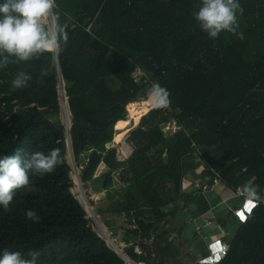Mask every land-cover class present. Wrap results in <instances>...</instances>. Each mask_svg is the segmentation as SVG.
<instances>
[{
    "label": "trees",
    "instance_id": "1",
    "mask_svg": "<svg viewBox=\"0 0 264 264\" xmlns=\"http://www.w3.org/2000/svg\"><path fill=\"white\" fill-rule=\"evenodd\" d=\"M56 3L62 18L66 12L73 23L55 64L46 55L0 68V157L21 148L25 154L59 148L63 163L43 178L31 177L10 211L0 206V253L35 250L41 253L38 264H181L169 238L176 231L188 241L185 222L181 213L176 219L167 212L179 198L184 202L180 212L187 208L196 214L218 205L220 198L209 203L205 195L217 183L224 193H235L234 210L244 204L237 194L245 183L258 186L264 196V0H239L243 15L237 34L222 32L217 39H210L193 17L200 0ZM45 67L49 74L41 82ZM21 70L32 80L14 89L11 81ZM154 82L170 92V107L150 111L147 101L141 103L149 106L145 114L150 112L124 139L131 125L124 120L128 106L145 99ZM60 83L69 105H64L68 127L71 113L76 161L89 146L115 138L132 148L127 158L122 145L103 157L95 152L80 172L85 191L98 185V192L112 195L117 186L123 188L121 200L105 213L104 226L112 238L125 231L122 250L110 238L106 242L128 263L106 246L72 193ZM204 165L199 179L205 185L182 191L187 175L198 179L195 170ZM28 210L40 216L39 223L26 219ZM229 211L219 213L216 224L226 228ZM197 245L190 247L189 264H199L195 257L201 253L211 255L207 241ZM230 245L219 264H264V203L240 223ZM209 254L201 255L202 262L210 264Z\"/></svg>",
    "mask_w": 264,
    "mask_h": 264
},
{
    "label": "clouds",
    "instance_id": "2",
    "mask_svg": "<svg viewBox=\"0 0 264 264\" xmlns=\"http://www.w3.org/2000/svg\"><path fill=\"white\" fill-rule=\"evenodd\" d=\"M242 15L243 8L239 0H200L199 10L193 12L200 29L210 39H217L222 32L236 35ZM72 23L68 13H63L62 18L56 0H0V68L40 60L46 55L55 64L67 45L68 29ZM48 74L47 67L41 69V82ZM31 80L32 76L21 70L13 77L11 86L23 89L29 86ZM170 95L166 88L154 82L146 90L145 97L152 108L167 109L171 105ZM62 163L59 148H53L47 154L40 151L25 154L21 148L11 155L0 157V206L5 212L10 211L17 191L28 188L31 177L43 178L52 174ZM239 194L245 207L251 206V212L264 203V196L260 194L258 186L252 183L242 185ZM25 217L35 223L41 219L34 210L26 211ZM217 244L222 251L214 247ZM227 244L223 239L211 243L209 259L213 264L226 259L228 255L221 260L220 256ZM40 255L35 250H29L25 255L5 248L0 253V264H38Z\"/></svg>",
    "mask_w": 264,
    "mask_h": 264
},
{
    "label": "rangeland",
    "instance_id": "3",
    "mask_svg": "<svg viewBox=\"0 0 264 264\" xmlns=\"http://www.w3.org/2000/svg\"><path fill=\"white\" fill-rule=\"evenodd\" d=\"M59 94H62L59 92ZM144 101H146V98L134 103V105H136V107L130 109V106H128L127 110H126V116H125V122L126 123H131L130 127H129V131L127 132V134L124 136V139L127 137V135L130 133L131 130H134L135 128H137L142 120V118L144 116H146L147 114H145L146 110L149 109L148 104H141ZM61 102V108H62V115H61V120H67V118H64L65 113H64V105L68 106L69 109V105L68 102L63 101L60 99ZM152 109V108H151ZM150 109V110H151ZM70 112V110H69ZM145 114V115H144ZM66 117V116H65ZM142 117V118H141ZM141 118V120H140ZM140 120L138 123L137 121ZM67 122V121H66ZM70 122H71V113H70ZM137 123V124H136ZM71 125V124H70ZM173 130H175L173 128ZM121 132V131H120ZM119 133V131L117 130V126H116V135ZM124 139L121 142L116 141V138L113 141V144L108 146L107 144H93L91 146L88 147V149L86 151H84L78 158L77 161L75 160L74 156L71 155L70 153L67 154V160L72 168V172H71V178L74 182V188L72 190L73 195L76 196V199L81 201L83 208L85 209L88 218L91 219L92 215H94V217L96 218L95 220H98V223L100 225H102L104 227V230L107 234V236L112 239L115 242V245L120 247L121 249H123L126 245L123 242V238H124V234L125 231L122 230H118V235L115 238H112V235H110L106 228H105V222H106V217H105V213L108 211L109 206H112V204L114 202H116L117 200H121L122 198V193H123V188L120 186H117L115 189V192L112 195H109L108 193L102 191V192H98L99 190V186L96 185L95 187H91L89 190L85 191L83 189V185L81 182H78V179H80V172L81 170L88 164L91 156L93 155V153L98 152L101 154V156H105V154L109 151L110 148L113 147H117L122 145L121 147V152L124 155L125 158H127L131 153H132V148L128 147V145L124 144ZM204 167L207 169V165H204ZM205 169V170H206ZM195 173L197 174H201V169L195 171ZM81 181V180H80ZM199 180L196 179V182L191 183L195 189L199 190L201 189L202 186L199 185L198 183ZM201 183V181H199ZM206 182V180H205ZM196 183V184H195ZM202 185H204V183H202ZM199 186V187H198ZM221 192L223 191L221 188L220 183H217V185L215 186V191ZM201 191V190H200ZM198 193V192H197ZM196 193V194H197ZM205 193V191H204ZM85 196V201L82 200V196ZM194 194V197H197V195ZM229 197V199L231 200L232 196H227V198ZM208 199L210 200L209 202H212V196L211 194L208 195ZM93 203V207L90 205V203ZM92 210L93 214L90 215L86 209L87 206ZM86 206V207H85ZM183 206V201L182 199H178L177 203L171 205L168 209L167 212L170 214H173L174 217L176 219H181V215L180 213L183 215V221L185 222V229H184V233L183 236H185L186 238H188V241H184L183 238L181 237V235L177 234V232H172L170 234V240L172 242L173 247H178V250L180 251V255H181V264H189L190 261L192 260L191 256H190V251L191 248L190 247H200L197 244H200L201 239L207 241V243H209V245L214 242V240H216V236L212 235L211 233H207L204 235V230L208 229L210 227V224H207L208 222H210V220L208 219H202L201 215H206V214H202V213H210V210L207 211H202L201 209H198L195 215H190L187 208H185L182 212H180L181 208ZM228 207L233 208V205L230 206L227 204H222L221 206H217L216 207V211L219 213H223L226 211V209ZM234 209V208H233ZM204 221H207V223H205ZM234 221H232L233 224ZM98 225L97 226L93 223V229L94 231L98 234L103 236V238L105 239V236L103 235V232ZM231 224V225H232ZM238 224L236 223L235 227ZM173 227V226H171ZM234 229V228H233ZM193 231H196L197 234H195ZM216 233V232H215ZM211 235L213 237H211ZM106 241V239H105ZM200 241V242H199ZM225 241V240H224ZM228 243V242H227ZM108 247L110 248V246L108 245ZM112 249V248H110ZM139 251V249H137ZM208 255L209 251H206V253L201 255ZM199 257H195V260L199 263H206V261L202 262V256ZM210 255V254H209ZM207 261L210 262V264H213L211 262L210 259H208ZM192 262V261H191ZM208 263V262H207ZM206 263V264H207Z\"/></svg>",
    "mask_w": 264,
    "mask_h": 264
},
{
    "label": "crops",
    "instance_id": "4",
    "mask_svg": "<svg viewBox=\"0 0 264 264\" xmlns=\"http://www.w3.org/2000/svg\"><path fill=\"white\" fill-rule=\"evenodd\" d=\"M128 147H130V146H128ZM199 169H201V174H204V172L206 171L205 170L206 168L204 166H200L199 168H197V170H199ZM201 174H197L196 173V175L198 177L197 180L201 181V183L198 181V183H199L200 186H202V183H204V185L206 183L204 181V179H199V177H200ZM194 182H196V179L194 177H191V175H187V178H185L183 180V188H182V191H186V190L188 191L189 188L193 186L191 183H194ZM211 191H212L211 193L205 192V193H207L205 195L208 196L209 194H211L212 201H214L217 198H220V202L218 203V205H216L214 207V209L213 208L210 209V213H208V212L207 213H202V214H206V215H201V218L202 219H205V220L208 219V220H210V222H208V223H207V221H204L205 223L210 224V227L208 229L204 230V232H207V233H211L212 232V235H215L217 237L216 240L223 239V240H225L226 243L228 242V244L229 243L232 244V242L235 239V236H236V234L238 232L239 226H240V221H239L238 217L235 215V211L236 210H234L231 207H228V208H230V211L231 210L234 211V215H231L230 216V211H229V213L227 214V218L228 219H231V220H230L229 223L227 222L228 224H227V227L225 228V227L219 226V224H216L217 223V221H216L217 220V216L219 214V211L218 212L216 211V207L217 206L219 207L222 204L223 205L224 204L229 205L232 202V199H234L236 197L235 196V193L229 192V194H228V193H224V191L218 192L217 189L215 191V186H213L211 188ZM193 192H194L193 195H192L193 196V199H197L196 197H194V194H196L195 191H193ZM196 195H198V193ZM228 195L229 196H232L231 200L229 199V197L227 198ZM237 195H239V193ZM183 205H184V202H183ZM192 206H195V205H192ZM189 214L192 215L191 213H189ZM193 215H195V213H193ZM232 221H234L233 224H232ZM236 223L238 225L235 227ZM212 235H211V237H213ZM216 240H214V241H216Z\"/></svg>",
    "mask_w": 264,
    "mask_h": 264
},
{
    "label": "built area",
    "instance_id": "5",
    "mask_svg": "<svg viewBox=\"0 0 264 264\" xmlns=\"http://www.w3.org/2000/svg\"><path fill=\"white\" fill-rule=\"evenodd\" d=\"M140 79H141L140 75L137 74L136 75V83H139L140 82ZM59 86L60 87H59V90L58 91L60 93H62V94H59L60 99L63 100V101H68L67 98H66V96H65V93H66L65 92V84L64 83H60ZM245 209H246V207H245V203H244V205L242 206V208H240V209H238V210L235 211V215L238 217V219H239V221H240L241 224L246 223L248 217L251 216L252 212L255 210V209H253L252 212H251V214H249ZM241 212H243V214L247 217L245 220H241V218H240V213ZM230 246H231L230 243L227 244V247H225L226 248L225 252H223V254L220 256V260L221 259H224L226 257V255H228V253L230 251Z\"/></svg>",
    "mask_w": 264,
    "mask_h": 264
},
{
    "label": "water",
    "instance_id": "6",
    "mask_svg": "<svg viewBox=\"0 0 264 264\" xmlns=\"http://www.w3.org/2000/svg\"><path fill=\"white\" fill-rule=\"evenodd\" d=\"M66 102H68V101H66ZM154 108H152L150 111H152ZM63 123H64V125L66 126V135H67V140H66V142H67V150H68V153H70L71 155H73V152H72V147H71V138H70V131H69V129H70V126L68 127V125H67V122H66V120H63L62 121ZM70 124H71V122H70ZM113 144V142H108L107 143V145L108 146H110V145H112ZM78 182H81L80 181V179H78ZM78 202L80 203V205L83 207V205H82V203H81V201H79L78 200ZM231 215H234V211L233 210H231L230 211V216ZM91 220L93 221V223L97 226V228H98V225H97V221L95 220V218L94 217H91ZM99 237L100 238H102V240L105 242V244H106V246L108 247V244H107V242L105 241V239L103 238V236H101V235H99ZM109 248V247H108ZM110 249V248H109ZM112 250H114V249H112ZM124 261H126L125 259H124V257L119 253V252H117L116 250H114ZM128 263V262H127ZM129 264V263H128ZM143 264V263H142Z\"/></svg>",
    "mask_w": 264,
    "mask_h": 264
},
{
    "label": "snow or ice",
    "instance_id": "7",
    "mask_svg": "<svg viewBox=\"0 0 264 264\" xmlns=\"http://www.w3.org/2000/svg\"><path fill=\"white\" fill-rule=\"evenodd\" d=\"M247 212H251V206H246L245 209ZM240 218L241 220L246 219L247 217L243 214V212L240 213ZM218 251H222V249L220 248L219 244L214 246ZM217 259H219V257H217Z\"/></svg>",
    "mask_w": 264,
    "mask_h": 264
},
{
    "label": "bare ground",
    "instance_id": "8",
    "mask_svg": "<svg viewBox=\"0 0 264 264\" xmlns=\"http://www.w3.org/2000/svg\"><path fill=\"white\" fill-rule=\"evenodd\" d=\"M117 136V135H116ZM117 141V140H116ZM118 143V142H117ZM104 235V234H103ZM105 236V238H106V240L107 239H109V237L107 238V236L106 235H104ZM110 240H112V239H110ZM108 245L110 246V248H112V249H114V250H116L117 251V249H115V248H113L112 247V245H110V243H108ZM122 250V249H121ZM118 252V251H117ZM122 253H123V251H122ZM123 257H124V259L126 260V262H127V259H126V257L124 256V253L123 254H121Z\"/></svg>",
    "mask_w": 264,
    "mask_h": 264
}]
</instances>
